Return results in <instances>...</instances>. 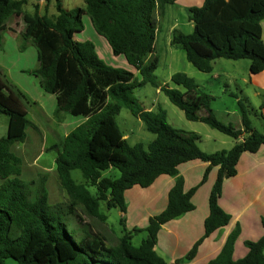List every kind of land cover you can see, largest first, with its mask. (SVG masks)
<instances>
[{"label": "trees", "instance_id": "obj_1", "mask_svg": "<svg viewBox=\"0 0 264 264\" xmlns=\"http://www.w3.org/2000/svg\"><path fill=\"white\" fill-rule=\"evenodd\" d=\"M28 1L0 0V46L6 20L24 15L28 26L22 34L25 43L21 51L31 44L39 63L36 70L26 73L38 78L43 90L56 97V115L66 113L86 121L69 133L62 149L53 148L70 203L52 205L46 178L39 180L34 191V183L21 179L22 160L13 147L28 139V128L33 126L28 119L31 102L0 69V115L9 117L8 135L0 138V264L8 259L17 264H168L155 249L162 226L196 209L193 196L207 182L212 169L219 167L209 198L205 234L184 259L191 262L207 238L230 224L232 217L219 204L224 182L238 174L244 153L256 154L264 147V133L252 126L241 102L244 129L221 122L212 107L214 96L185 73L172 77L184 91L166 85L161 92L189 121L202 122L235 139L232 149L206 153L198 145L200 136L173 128L161 107L152 111L141 106L134 90L149 83L157 86L156 41L165 8L175 0H83L96 32L108 41L114 56H123L140 72L141 80L129 70L106 65L92 42L75 40L84 29L80 9L74 20L63 0H45L47 8L55 2L56 16L41 14L39 3L33 13H24ZM190 14L194 32L174 31L172 45L182 47L197 70L211 73L214 62L225 59L249 60L252 74L264 72V0H204V5L192 8ZM124 108L155 136L147 146L131 145L119 128L117 116ZM192 161L209 165L201 183L186 192L185 181L180 178L169 193L165 211L150 218L146 229L127 230L126 192L136 186L150 188L164 175L175 177L181 165ZM116 170L118 178L105 176ZM76 171L81 172L85 184L74 179ZM91 188L96 189L95 194ZM102 204L123 214L124 229L115 244L88 226L72 228L69 224L68 218L76 216L79 207L89 217L107 220L100 212ZM142 232L146 237L135 247L133 240ZM239 235L240 229L231 233L221 253L208 264H264V236L247 242L248 255L234 260Z\"/></svg>", "mask_w": 264, "mask_h": 264}, {"label": "crops", "instance_id": "obj_2", "mask_svg": "<svg viewBox=\"0 0 264 264\" xmlns=\"http://www.w3.org/2000/svg\"><path fill=\"white\" fill-rule=\"evenodd\" d=\"M178 1L179 0H175L174 4H176V2ZM36 2L37 3L34 4V7L38 3L41 4L38 1ZM190 2H193L194 4L188 5L189 12L192 8H200L204 5V0H191ZM33 12L24 10V13ZM165 15L166 8L164 16ZM21 19H23L22 26H20L19 22V20ZM12 23H15V27H12ZM5 24L6 29L2 32V45L0 46V52L4 51V53L6 52L8 54V51L6 49V42L8 41L11 44H14L16 49L15 52L17 53V55H23V57L25 55L27 56L30 47L34 46H32L31 44H27L26 50L24 52L21 51V47L25 43L22 34L26 31L28 26L24 20V15L11 16L6 20ZM189 24H191V27L194 30L195 24L191 21L190 16ZM261 24L264 41V20ZM175 27L176 24L172 26L173 33L174 31H180ZM35 59L37 62L30 68L28 66L29 64H26V61L22 62V64H18V67L13 68V58H4L3 60H1L2 64L0 63V69L12 84L26 95L28 100L32 103L31 105L33 107H36L38 116H45L53 120L56 128L55 131H59L58 136L60 135L59 139L58 137H54L58 140L56 141L57 143L54 144H58L59 146H55L62 149L66 137L69 135V133H71L75 128L84 123L86 119L82 117H75L79 119L78 121L73 123L68 119L69 114L61 113L59 115H56V97L43 90L38 78L26 73L27 70L33 71L39 67L37 51L35 53ZM3 61L8 62L4 63ZM218 64V60H216L213 65V71L209 73L212 75L211 80L213 81L211 82V88H214L211 93L221 90V92L230 93V96L235 98L237 105H234V107L232 108H227L225 111V115L233 117L236 120V126L238 127V130L244 129L243 116L240 110V102L243 103L246 107L247 112L249 113V118L252 122V126L256 130H258L256 126L258 124L257 122H255L254 118H260L264 123V108H262L264 103V72L257 75L252 74L250 71L251 63L249 60H228L225 65L228 68L226 70H216ZM16 75H20V77H17ZM25 75H28L29 77H26ZM188 75L190 76L191 74ZM18 79L21 80L18 81ZM200 86L204 90L205 86ZM35 91H38L40 93L43 100L39 101L34 98V93H36ZM214 112L217 116V111H215V109ZM31 123L33 126H31L30 128L33 131L42 130V128L37 126L35 123ZM236 143L237 141L232 142V144L228 145H232V149ZM202 150L206 153L208 152L209 154L219 151H210V153L203 148ZM222 150L223 149H220V151ZM18 157L21 158L20 156ZM54 163H56V160ZM208 167L209 165L207 163L201 161H192L181 165L179 167V174L175 177L165 175L161 176L150 188H147L145 190L142 189L143 191H140V189H138L139 186L128 190L125 194L127 204V214L125 216L127 220L126 225H129V218L131 216L132 209L135 210L137 207L139 208V210L141 208H153V210L155 211L153 212V214H149L147 222L146 224H144L143 228H139V226H134L131 228L142 230L146 229L149 225L150 218L161 214L167 208L169 193L176 185L177 181L180 178H183L185 181L184 189L186 192H188L201 183ZM237 169L238 174L236 176L225 180L222 190V196L219 201L221 208L232 217L231 222L227 227L218 230L203 242L194 260H192L191 262H184V259L192 250L194 245L201 238H203L205 234V221L210 215L209 198L218 177L219 167H215L212 169L207 182L199 187V189L193 196L192 202L195 205L196 209L193 212L187 213L181 218L173 220L162 226L158 235V243L155 249L157 253L162 258H164L168 264H208L221 253L229 235L236 229H240V235L238 237V240L236 241L233 255L234 260L238 261L248 255L249 250L246 246L247 242H257L264 236V147L261 148V150L256 154L244 153L240 159ZM56 172L62 186L57 171V165ZM33 183L34 185L31 186V189L34 191L38 182L33 181ZM62 188L64 189L63 186ZM46 189L48 192L49 201L52 204L51 190L49 189L47 179Z\"/></svg>", "mask_w": 264, "mask_h": 264}, {"label": "rangeland", "instance_id": "obj_3", "mask_svg": "<svg viewBox=\"0 0 264 264\" xmlns=\"http://www.w3.org/2000/svg\"><path fill=\"white\" fill-rule=\"evenodd\" d=\"M36 1L41 3L40 5L42 8V14H47L51 17H54L58 14L55 2L51 3V6L47 8L46 2H42L41 0H29L24 7V10L33 12L34 4L37 3ZM190 1L191 0H179L174 5H168L166 7V15L161 19L160 32L158 33L156 41V53L159 58V65L155 72V81L157 86L160 88L158 89L157 86L149 83L144 87L136 88L134 90V95L140 101L141 106L143 108H146L147 110L158 111L159 107H161L167 113L168 122L173 128L188 133L198 134L200 136L198 145L201 149L203 148L204 150H207L209 152L216 150L220 151V149L229 150L231 149L232 145L228 144H232V142H235V139L211 128L209 125L202 122L189 121L186 118L184 111L175 106L165 95V93L161 92V88L166 85L173 89L184 91L183 87L177 86L172 82V77L177 73H185L187 75L191 74V78H193L199 85L205 86L204 90L214 96L215 102H213L212 105L213 109L217 111L218 119L224 124H231L236 129H238V127L236 126V120L233 117L225 115V111L227 108H232L234 107V105H237L235 98L230 96V93H224L221 92V90L211 93L212 90H214V88H211V82H213L211 80L212 75L197 70L187 60L185 50L180 46L172 45V26H174L175 24V28L179 29L185 34H192L194 32L191 24H189L190 12L188 9V5L194 4ZM63 5L66 10L73 13L74 20L75 17L79 16L80 9V16L82 18L84 29L82 32L75 35L76 41L92 42L96 46L99 57L106 65L118 69L129 70L135 73L136 77L139 80L142 79L140 72L137 69L133 68L130 64H128L127 60L123 56H114L112 48L109 45L108 41L96 32L91 18L86 13L85 3L83 0H63ZM156 16L159 19L158 13L156 14ZM22 21L23 19L19 20L20 26H22ZM12 27H15V23H12ZM6 43L8 54L6 52L4 53V51L0 52L1 64V60L11 57L13 58V61L11 60L13 68L18 67V64H22V62L24 61H26V64H29V68L35 65L37 61L35 59L36 50L34 47H30L27 56L25 55L23 57V55H17V53L15 52L16 49L14 44H11L8 41ZM3 62L6 63L8 61ZM227 62L228 60L225 59L218 60L219 64L216 67V70L228 69L227 66H225ZM16 76L20 77V75ZM25 76L29 77L28 75ZM19 80L21 79H18V81ZM35 92L36 93H34V98L39 101L43 100L40 93L38 91ZM28 114V119L42 128V130L33 131L31 128L28 129L27 142L18 143L13 148L14 152L22 158L23 172L21 179L32 184L33 181L39 182L40 179L46 178L49 189L51 190L52 204H68L69 196L60 184L56 172V163H54L58 153L57 151L52 149L55 145H58L54 143H57L56 141H58L57 139H55L56 137H58L59 139V131H55L56 128L53 120L45 116H38L36 107H33L31 105L29 107ZM200 114L204 115V112L201 111ZM68 119L69 121L71 120L74 123L78 121L79 118L68 115ZM254 119L258 124L256 125L258 131L264 133L263 121L260 118ZM117 123L121 131L126 135V138L129 139V143L131 145L142 143L147 146L155 139V136L147 131L145 124L138 118L134 117L131 111L127 108H124L121 114L117 116ZM8 128L9 117L5 114H1L0 138L7 137ZM73 176L78 183L85 184V179H83L80 171L73 172ZM105 176L118 178L120 176V173L117 170L116 172L110 171L106 173ZM138 189H140V191L142 190V188L140 187ZM91 191L93 192V194H95L96 189L91 188ZM154 211L155 210H153V208H141L139 210V208L137 207L135 210L132 209V213L129 218V225H126V222H124V226H126V229L129 231H133V229L131 228L134 226L143 228L144 224H146L147 222L149 214H153ZM100 212L101 214H105L108 219L102 221L97 218L89 217L84 214L82 209L79 207L77 209V215L68 218L69 224L72 226V228L88 226L95 234L106 237L109 244L117 243L118 235H121V231L124 229L123 225L121 224V220L123 218L122 213L118 209L108 210L105 204L101 205ZM145 237V232L138 234L133 240V245L135 247H138ZM6 264H17V262L13 259H8L6 261Z\"/></svg>", "mask_w": 264, "mask_h": 264}, {"label": "built area", "instance_id": "obj_4", "mask_svg": "<svg viewBox=\"0 0 264 264\" xmlns=\"http://www.w3.org/2000/svg\"><path fill=\"white\" fill-rule=\"evenodd\" d=\"M42 2L45 1V0H41Z\"/></svg>", "mask_w": 264, "mask_h": 264}]
</instances>
